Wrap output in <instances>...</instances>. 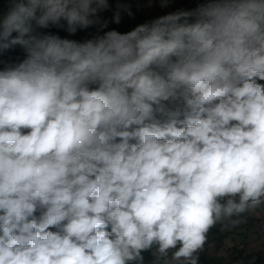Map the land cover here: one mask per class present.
<instances>
[{
	"label": "clouds",
	"instance_id": "9594fccd",
	"mask_svg": "<svg viewBox=\"0 0 264 264\" xmlns=\"http://www.w3.org/2000/svg\"><path fill=\"white\" fill-rule=\"evenodd\" d=\"M109 7L13 0L0 22L24 52L0 61V264H198L264 211V0L38 31L106 28Z\"/></svg>",
	"mask_w": 264,
	"mask_h": 264
},
{
	"label": "rangeland",
	"instance_id": "374dc122",
	"mask_svg": "<svg viewBox=\"0 0 264 264\" xmlns=\"http://www.w3.org/2000/svg\"><path fill=\"white\" fill-rule=\"evenodd\" d=\"M190 1L192 0H187V2ZM145 2L147 3L148 0H145ZM188 7V3H182L181 0H172L168 7L161 8L160 0H152V7L149 8L148 12L143 10L142 16L134 18V23L129 31L139 24L156 19L161 15L180 9L190 10ZM11 9L12 7L0 10V16H2L0 17V22ZM113 13L111 18H113ZM104 18H102V22L108 21L106 17ZM41 30L38 29L39 32ZM87 33L88 29H83L79 34V40H85ZM2 54L3 51H0V61H5ZM220 228L221 225L218 224L208 234V242L205 245V250L199 253L198 264L205 258L209 260L208 262L229 260L240 264H250L253 257L256 258L254 264H264V260L260 259L261 254L264 253V211H261L259 217L247 216L246 223L231 230L220 231Z\"/></svg>",
	"mask_w": 264,
	"mask_h": 264
},
{
	"label": "trees",
	"instance_id": "16d2710c",
	"mask_svg": "<svg viewBox=\"0 0 264 264\" xmlns=\"http://www.w3.org/2000/svg\"><path fill=\"white\" fill-rule=\"evenodd\" d=\"M182 3H188L189 9H193L196 7L199 3L202 2V0H192L190 2H187V0H181ZM108 3L110 5L108 10H105L101 13H98L100 16L101 20L102 18L105 19L106 17L108 19V26L106 28L101 29L100 25H92L89 26L88 33H87V38L85 40H79V34L82 30H78L75 35H69L66 31L64 30H59L56 28H49V29H40L42 34H55L59 35L61 38H67V39H74L78 42H84L88 39L95 38L99 35H103L104 32L110 31V30H117L119 32L126 33L129 31L131 25L134 23V18L142 16L141 13L144 9H146L147 3L145 0H108ZM121 4V5H126L130 7L131 11L133 12V16L130 17L127 15L125 12H121V22L119 24H116L113 22L111 15L116 9V5ZM10 7H13V0H0V10L1 9H8ZM113 10V11H112ZM2 17V16H0ZM66 25V22H64ZM18 33L13 34V37L17 36ZM5 61H18L23 58L24 52L22 47L20 46H13L12 48L8 50H3V54ZM258 83L264 84V81H257ZM50 230H55V229H50ZM145 257V262L148 264V261L152 259L151 254L148 252L143 253ZM201 261V260H200ZM209 260L205 258V260L199 262V264H240L239 262H233V261H225V260H219V261H214V262H208Z\"/></svg>",
	"mask_w": 264,
	"mask_h": 264
},
{
	"label": "built area",
	"instance_id": "2783aa9c",
	"mask_svg": "<svg viewBox=\"0 0 264 264\" xmlns=\"http://www.w3.org/2000/svg\"><path fill=\"white\" fill-rule=\"evenodd\" d=\"M145 12L149 11V7H146V9H144ZM260 259L264 260V253L261 254Z\"/></svg>",
	"mask_w": 264,
	"mask_h": 264
}]
</instances>
